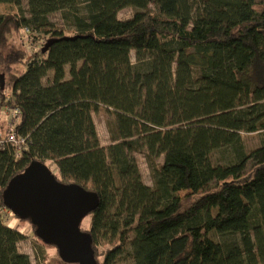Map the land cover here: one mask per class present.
Listing matches in <instances>:
<instances>
[{"label":"trees","instance_id":"trees-1","mask_svg":"<svg viewBox=\"0 0 264 264\" xmlns=\"http://www.w3.org/2000/svg\"><path fill=\"white\" fill-rule=\"evenodd\" d=\"M0 3L21 12V0ZM150 4L156 13L141 12ZM127 7L141 11L118 20ZM26 12L0 15V94L11 97L0 114L18 108L28 142L18 158L0 149V208L31 162L53 164L59 182L99 198L80 226L97 264H264V0H27ZM56 12L76 39L62 40ZM22 27L46 37L31 57ZM100 107L114 115L107 147L91 115ZM242 133L261 134L260 146L247 152ZM141 149L164 159L153 187ZM25 237L0 214V264H31L17 248Z\"/></svg>","mask_w":264,"mask_h":264},{"label":"water","instance_id":"water-1","mask_svg":"<svg viewBox=\"0 0 264 264\" xmlns=\"http://www.w3.org/2000/svg\"><path fill=\"white\" fill-rule=\"evenodd\" d=\"M76 38L69 36L62 40ZM57 40L47 39L42 53H46ZM3 78L1 75V87ZM2 202L17 219L34 227L33 234L42 244L56 247L63 263L97 264L91 235L80 229L81 221L99 205L95 192L76 183L63 184L46 165L33 161L5 186Z\"/></svg>","mask_w":264,"mask_h":264},{"label":"rangeland","instance_id":"rangeland-1","mask_svg":"<svg viewBox=\"0 0 264 264\" xmlns=\"http://www.w3.org/2000/svg\"><path fill=\"white\" fill-rule=\"evenodd\" d=\"M27 0H21V7L20 10L24 14H27ZM141 11V10H139ZM138 10L134 9L133 7H127L121 9L117 13V19L121 21H126L127 19L131 18L135 13L139 12ZM19 9L12 3L9 4H2L0 3V15H9V14H20ZM141 12L145 14H151L156 13V8L152 4H150V7L147 10H142ZM48 20L54 25V29L61 30L63 34L69 36L71 34V31L69 30V25L67 22L63 21L62 19V13L56 12L48 15ZM35 38V44L37 47H40L41 43L46 39L45 36L40 35L38 33H34ZM12 44L16 46L17 41L16 40H10ZM19 44V43H18ZM131 54V62H135V54L133 51L130 52ZM25 67H19L17 69V75H21L23 73ZM66 69V79L69 78L68 67ZM51 77V73L43 80L44 84H47V80H49ZM94 127H96V132L98 135V139L100 140V144L104 147L109 146L111 144V138H110V131L114 129V115L107 113L106 110L103 107H100L96 112H91ZM0 125L5 126V123L8 122V119H6V111L4 108L1 110L0 114ZM242 139L243 144H245V150L247 152H250L252 149H255L260 146L261 141V134L259 133H251V134H245L242 133ZM222 151H216L212 154L213 162L214 163H221L224 159ZM135 161L137 162L138 171L141 175L142 183L145 185H148L150 187H153L152 184V176H151V168L160 166L163 163V157H157L153 158L147 154L146 149H141L136 151L134 154ZM50 169L52 171H56L55 166L51 164ZM0 214L2 216V221L4 224L9 225L13 228H19L24 234L25 238L17 244V248L21 253H24L28 255L29 260H31V264H65L61 261V259L58 257L57 249L49 247L45 245L36 237L34 236L33 232L31 231V225L27 221H22L20 219L10 218L8 217L7 210L0 211ZM82 225L84 228L89 229L90 227V217H85L82 221ZM133 238V235L130 236ZM102 246V245H101ZM116 264H128L126 263H116Z\"/></svg>","mask_w":264,"mask_h":264},{"label":"built area","instance_id":"built-area-1","mask_svg":"<svg viewBox=\"0 0 264 264\" xmlns=\"http://www.w3.org/2000/svg\"><path fill=\"white\" fill-rule=\"evenodd\" d=\"M21 44L25 48L26 54L28 57L33 56L36 52L39 51V49L42 47H37L35 44V38L34 35L31 33L29 28L22 27L19 33ZM1 99L3 102H9L11 97L9 95V92L7 90H3L0 94V101ZM4 110L6 111V119H8L6 132L5 134L0 133V149H3L5 147H10L15 157L18 158L21 155V152L27 150L28 142L26 141V138L18 136L15 130L16 124L19 122V115L20 111L16 107H8L4 106ZM6 211L8 213V217L14 218L13 213H11L8 209L0 208V211Z\"/></svg>","mask_w":264,"mask_h":264},{"label":"crops","instance_id":"crops-1","mask_svg":"<svg viewBox=\"0 0 264 264\" xmlns=\"http://www.w3.org/2000/svg\"><path fill=\"white\" fill-rule=\"evenodd\" d=\"M7 124L5 123V126L2 127V132L4 134Z\"/></svg>","mask_w":264,"mask_h":264}]
</instances>
